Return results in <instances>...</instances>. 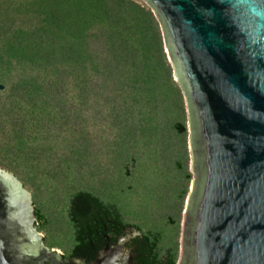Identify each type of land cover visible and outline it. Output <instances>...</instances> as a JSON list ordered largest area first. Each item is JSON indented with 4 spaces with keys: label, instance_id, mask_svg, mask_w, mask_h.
Returning a JSON list of instances; mask_svg holds the SVG:
<instances>
[{
    "label": "trees",
    "instance_id": "obj_1",
    "mask_svg": "<svg viewBox=\"0 0 264 264\" xmlns=\"http://www.w3.org/2000/svg\"><path fill=\"white\" fill-rule=\"evenodd\" d=\"M167 39L149 0H0V168L37 192L70 188L65 260L91 264L129 238L134 264H178L179 231L166 244L162 231L142 233L117 203L79 188L102 137L126 168L141 137L186 138L187 100ZM35 216L48 224L40 209Z\"/></svg>",
    "mask_w": 264,
    "mask_h": 264
},
{
    "label": "water",
    "instance_id": "obj_2",
    "mask_svg": "<svg viewBox=\"0 0 264 264\" xmlns=\"http://www.w3.org/2000/svg\"><path fill=\"white\" fill-rule=\"evenodd\" d=\"M149 1L187 100L194 178L179 264H264V0ZM128 240L91 264H134ZM0 264H85L45 246L31 194L1 168Z\"/></svg>",
    "mask_w": 264,
    "mask_h": 264
},
{
    "label": "rangeland",
    "instance_id": "obj_3",
    "mask_svg": "<svg viewBox=\"0 0 264 264\" xmlns=\"http://www.w3.org/2000/svg\"><path fill=\"white\" fill-rule=\"evenodd\" d=\"M186 126V138L174 135L171 139L166 136L161 142L159 138L141 137L133 144L135 162L130 168L122 167L118 158L106 153L107 137L100 138L90 151L88 166L79 184V188L117 203L125 222L139 226L142 233L162 231L167 244L175 241L179 231L180 258L185 207L194 178L188 111ZM187 174H191L192 179L182 202L181 194L187 185ZM24 189L31 194L35 210L40 209L48 219L45 227L37 225L36 221L45 246L66 255L73 245L72 231L66 221L70 188L52 191L54 186L50 190L43 187L38 192L27 186ZM171 215L174 218L172 225L168 222Z\"/></svg>",
    "mask_w": 264,
    "mask_h": 264
},
{
    "label": "flooded vegetation",
    "instance_id": "obj_4",
    "mask_svg": "<svg viewBox=\"0 0 264 264\" xmlns=\"http://www.w3.org/2000/svg\"><path fill=\"white\" fill-rule=\"evenodd\" d=\"M128 233V232H127Z\"/></svg>",
    "mask_w": 264,
    "mask_h": 264
}]
</instances>
